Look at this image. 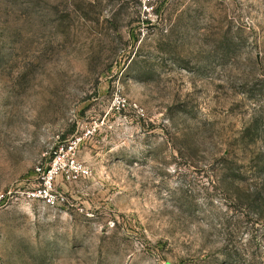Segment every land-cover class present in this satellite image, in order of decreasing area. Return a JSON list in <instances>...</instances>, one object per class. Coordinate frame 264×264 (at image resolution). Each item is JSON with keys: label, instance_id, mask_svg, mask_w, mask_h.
<instances>
[{"label": "rangeland", "instance_id": "obj_1", "mask_svg": "<svg viewBox=\"0 0 264 264\" xmlns=\"http://www.w3.org/2000/svg\"><path fill=\"white\" fill-rule=\"evenodd\" d=\"M0 264H264V0H0Z\"/></svg>", "mask_w": 264, "mask_h": 264}, {"label": "built area", "instance_id": "obj_2", "mask_svg": "<svg viewBox=\"0 0 264 264\" xmlns=\"http://www.w3.org/2000/svg\"><path fill=\"white\" fill-rule=\"evenodd\" d=\"M71 149H73V146H70ZM56 159L55 162H58L61 159V154H56ZM82 171L87 172L85 169H83ZM57 173L56 167L55 166H51V168L47 171L46 174V184L47 186H51L52 185V181L55 177V174ZM49 197V201L52 204H55V200L54 198H52V196L50 194H46Z\"/></svg>", "mask_w": 264, "mask_h": 264}]
</instances>
